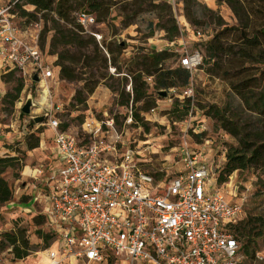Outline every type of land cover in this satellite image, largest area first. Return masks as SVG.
<instances>
[{"label": "built area", "instance_id": "built-area-1", "mask_svg": "<svg viewBox=\"0 0 264 264\" xmlns=\"http://www.w3.org/2000/svg\"><path fill=\"white\" fill-rule=\"evenodd\" d=\"M9 2L0 3V73L14 71L25 88L52 80V65L43 62L38 36L21 34ZM76 22L83 33L100 39L88 31L95 24L91 14L76 15ZM192 35L199 42L207 39L197 30ZM179 64L194 71L201 56L184 52ZM126 91L131 93L130 85ZM169 94L179 103L189 99L191 108L182 121L172 122L183 127L181 142L153 175L141 168L151 147L127 145L112 120H85L76 134L59 132L58 122L48 117L60 160L37 193L46 204L45 217L57 244L48 252L49 264H102L109 257L127 264H241L234 228L244 217L245 193L239 195L238 184L211 185L212 164L188 144L190 134L203 131L192 113L190 85ZM129 109L127 123L132 121ZM228 193L240 200L230 201ZM257 258L263 259L259 254Z\"/></svg>", "mask_w": 264, "mask_h": 264}, {"label": "rangeland", "instance_id": "rangeland-1", "mask_svg": "<svg viewBox=\"0 0 264 264\" xmlns=\"http://www.w3.org/2000/svg\"><path fill=\"white\" fill-rule=\"evenodd\" d=\"M9 1L11 0H0V3L5 4ZM114 1L117 3L110 8L104 22L95 23L90 26L88 31L96 33L100 37L99 40L94 37L93 39L105 58H109L106 51L108 47L113 45L122 47L119 55H114L118 56L120 73H116L112 66H109L105 71L99 67L95 70L99 64L93 62L96 56L92 57L91 47L85 56L82 52L76 51L73 54H68L67 59L74 63L73 66L78 75L77 80L67 82L58 80L57 77L49 82L26 84V89L23 84L18 99L13 105L6 102L2 103V97L8 92H12L15 79L19 76L15 75L13 79L0 77V158L15 157L17 160L13 164V168L5 169L0 175L12 193L10 202L0 206V236L4 232L10 231L14 223L25 230L26 238L31 246V253L21 260H16L18 264H41L45 251L52 244V239L45 242L36 234L39 230L43 234H48L44 222L36 221L37 214H43L46 206L39 198L34 200L35 197H33V195H37L34 192L43 187V178L46 175V165L49 161L48 151H40L38 148L31 152L26 150V142L28 140L33 142L34 140L28 139L29 135L34 132H38L36 134L40 140L44 142L46 147H49L53 130H49L45 125L48 117L59 122L60 126H67L70 131L76 134L80 132L79 126L86 117L93 116L97 121L112 118L114 129L120 134L124 142L131 144V146H141L140 142H146L145 144L151 147L150 150L155 151V153L146 155L145 159L148 158L149 161L143 167L144 172L151 175L162 168V164L165 162V160H161L162 157L165 155L173 156L174 149L181 142L183 127L172 124L170 118V120L166 118L168 119L167 122L169 121L168 124L160 121V118L165 116L166 110L168 111L175 99H172L168 94L166 98L157 102V95L154 90L148 87L147 94L149 97L145 101L142 100L132 105V94L130 95L126 91L128 85L132 89L128 70L132 66L134 67L136 58L142 53L156 52V50L161 49L171 50L178 55L176 60L170 61L172 67L180 65L179 59L184 52L190 53L195 48L202 49L201 46H197L199 41L193 38L192 31L197 30L206 36L207 34L212 35L217 27L209 15L202 17L199 11H197L196 16L200 24L197 26L189 24L184 16L183 0ZM195 1L198 4L197 10L201 11L202 8H207L215 12V16L222 18L225 23L229 25L235 23L231 11L225 4L217 5L215 0ZM25 9L29 12L33 10L30 6H25ZM167 15L179 30L173 47L168 46L164 31L158 27L165 24V20L161 18ZM50 18V15L48 18L40 16L39 23L31 24L26 29L20 28L23 26V20L14 18L13 21L20 29L21 34L31 39L35 35L38 36L44 23L47 28L50 27ZM51 35V31H47L43 35L45 50H47ZM88 35L84 33L83 37L87 38ZM52 58L43 53L45 65H52ZM104 73L108 77L101 79L100 75ZM189 73L190 78L187 86L190 85L192 88V106L196 108L192 110V113L195 123L203 124V131L198 135L190 134L189 136L187 134L189 136L188 144L192 148L206 153V158H208L206 162L212 164L213 170H216L215 176H217L224 164L220 159L221 148L225 149L228 145H234L235 140L218 129L212 119L202 116L203 112L198 108L210 105L223 107L227 102L231 104L232 108H238L239 103L237 99L229 97V92L226 91L221 82H213L209 77H205L199 68L189 71ZM95 81H98V84L92 93L86 94L83 86L85 84L92 85ZM76 92H81L80 98L84 100L82 104H78L74 100ZM127 95L129 96L128 105L120 106L121 102L126 101ZM27 98L31 99L33 106L30 113L26 115L21 112V107ZM147 101L154 102L153 107L157 106L154 116L145 117V113L149 109L141 111ZM128 109L131 110V115L139 113L143 122L148 124L147 131L144 130L140 122H134L133 119L131 123L126 122ZM40 117H44V120L35 123L34 120ZM34 170L35 177H33ZM37 170L40 173H37ZM174 172L173 169L168 171V174L171 175ZM154 177L160 178V175ZM229 181L231 184L227 183L228 187L232 188L238 184L237 192L239 195L245 193V201L242 206L243 221L260 219L264 224V170L234 172ZM245 187L249 189L247 193ZM229 193L227 198L230 201L240 200L239 196L232 198ZM241 243L243 246L244 243ZM240 248L242 249V247ZM0 253V264H4V260L14 261L9 252L3 250ZM257 254L261 255L263 259L259 260ZM243 257L241 264H264V235L249 245L248 255ZM102 264H119V262L109 257Z\"/></svg>", "mask_w": 264, "mask_h": 264}, {"label": "trees", "instance_id": "trees-1", "mask_svg": "<svg viewBox=\"0 0 264 264\" xmlns=\"http://www.w3.org/2000/svg\"><path fill=\"white\" fill-rule=\"evenodd\" d=\"M11 0L9 2L10 14L14 18L23 20L21 29L29 28L31 24L39 23V17L48 18L50 27L44 23L38 34V49L46 56L55 57L52 67L58 68V80L72 82L78 79L74 63L67 59L68 54L76 51L82 52L83 56L91 47L95 67L104 71L112 66L116 73H120L118 67V56L122 47L113 45L107 48L109 58H105L93 37H83L82 28L76 22V15L91 14L95 23H102L108 15L109 10L117 2L114 0ZM217 5L225 4L231 11L235 23L229 25L222 18L216 17L215 12L207 8L197 10L198 4L195 0H183L184 16L189 24L197 26L200 24L196 13L199 11L202 17L209 15L214 21L217 29L212 35H206L207 39L197 42L202 49H193L201 56L199 69L209 78L217 80L226 85L229 97L238 100V108H232L229 102L223 107L216 105L198 108L203 115L214 121L216 127L235 140L234 145H228L223 151V169L216 176V185H222L228 181L234 172L264 170V0H215ZM25 6L33 8L31 12ZM215 17V19H214ZM165 24L158 26L165 33L168 42H173L179 35L176 24L170 17L162 16ZM46 20V19H45ZM44 20V21H45ZM169 24V26H168ZM150 25V24H149ZM42 31V32H41ZM51 31L49 45L44 48L43 35ZM196 30H193V32ZM192 51V52H193ZM178 55L172 51L162 50L159 52H145L135 60L134 67L128 70L132 85V105L146 100L149 95L147 88L150 87L156 93L159 90L168 92L169 89L182 90L188 85L190 73L180 65L172 67L170 61L176 60ZM16 73L10 71L6 74L8 79L14 78ZM106 78V73L100 75ZM151 78L148 85L145 78ZM110 78V77H109ZM98 81L92 85H84L86 94H91ZM23 82L20 78L15 79L12 92L2 97V103L13 105L22 90ZM81 92H76L74 100L78 104L83 103L80 98ZM83 98V97H82ZM129 96L120 106L128 105ZM154 102H145L141 111L153 108ZM190 100L184 99L181 103L175 99L170 110L165 112L171 121L180 122L188 114ZM196 108H193L192 110ZM134 122H140L144 130H148V124L143 122L139 113L132 115ZM169 119V120H170ZM82 124V123H81ZM80 124V125H81ZM67 126H60L57 130L67 132ZM38 133V132H36ZM35 132L26 142V150L31 151L37 147L38 138ZM15 157L0 158V175L7 168H13ZM11 190L7 183L0 177V206L9 203ZM36 221H43L42 216L37 215ZM25 230L18 227L16 223L10 231L0 236V251L8 250L13 260H21L31 253V246L25 235ZM234 233L240 244L239 257L248 255L249 245L264 235V224L260 219L242 220L235 226ZM36 234L45 242L52 239L50 234H43L40 230ZM244 245L242 246V243Z\"/></svg>", "mask_w": 264, "mask_h": 264}, {"label": "crops", "instance_id": "crops-1", "mask_svg": "<svg viewBox=\"0 0 264 264\" xmlns=\"http://www.w3.org/2000/svg\"><path fill=\"white\" fill-rule=\"evenodd\" d=\"M175 41H173V42H168V46H170V47H173V43H174ZM162 50H164V49H161V50H156V52H159V51H162ZM168 51H171V50H168ZM54 57L52 58V62L54 63ZM7 73H5V74H1L0 73V77H2V76H5ZM204 74V73H203ZM52 75H53V78H57V76H58V68H56V67H52ZM204 76L205 77H208L206 74H204ZM147 79H149L148 81H147ZM211 79V78H210ZM145 80V82H147V84L149 85L150 83H151V78L150 77H148V78H145L144 79ZM211 80H213V82H217V80H214V79H211ZM49 81H51V79L50 80H46V82H49ZM38 84H40V83H38ZM223 86H224V88L226 89V91H228V88L226 87V85L225 84H223V83H221ZM25 87V86H24ZM26 89V88H25ZM169 90H171V89H169ZM169 90H168V92H166V91H164V90H159V91H164V92H166V97L168 96V94H169ZM159 91H157L155 94L157 95V102H159V101H161V100H163L164 98H160L159 96H158V92ZM132 94V89H131V93H130V95ZM165 97V98H166ZM172 107V106H171ZM171 107H169L168 108V110L171 108ZM151 110H153V112L151 113ZM157 111V106L156 107H153V108H151V109H149L146 113H145V117H147V116H154V114H155V112ZM166 112H167V110H166ZM165 116L164 117H161L160 119V121H164L166 124H168V122H167V120L168 119H166V118H168L167 117V115L166 114H164ZM132 116V115H131ZM202 116H204V115H202ZM205 117V116H204ZM205 118H207V117H205ZM88 119H92V120H94L95 122L97 121L93 116H89V117H86V119L85 120H88ZM84 120V121H85ZM105 120H112V123H113V119L112 118H108V119H105ZM83 121V122H84ZM98 121H100V120H98ZM82 122V123H83ZM175 122V121H174ZM176 123H179V122H176ZM173 124V123H172ZM46 127H48V129L49 130H51L52 131V129L49 127V126H47V122H46ZM82 125V124H81ZM81 125L79 126L80 127V130H81ZM178 126V125H177ZM114 127V126H113ZM115 130V129H114ZM116 131V130H115ZM67 132H72V131H70V129H68V131ZM73 133V132H72ZM53 135H54V132H52V135L50 136V139H51V141H50V145H49V147H46L45 146V144H44V142L42 141V140H40V138H39V136L38 135H36L37 136V138H38V144H37V147L36 148H38L40 151H48V155H49V161H48V164L46 165V169H47V171H46V174L47 173H49V172H53L54 170H56L59 166H60V160H59V158L57 157V154H56V152H55V150H54V148H53ZM127 143V142H126ZM140 143H142V144H145L146 142H140ZM127 145H129L128 143H127ZM146 145H148V144H146ZM36 148H34V149H32V150H35ZM31 150V151H32ZM30 151V152H31ZM29 153V152H28ZM150 153H155V151L152 149V150H149V153H147V154H150ZM204 154H205V159H208V158H206L207 156H206V153L205 152H203ZM146 154V155H147ZM146 155H145V157H146ZM220 159H221V161H223L224 162V156H223V154L222 153H220ZM145 157H144V162L141 164V168H142V170H143V167L146 165V163H148V158H146L145 159ZM172 159V156L171 155H165V157H162V159L161 160H171ZM205 161H207V160H205ZM144 171V170H143ZM214 172L216 171L215 169L213 170ZM237 172V171H236ZM33 177H35V170H34V176ZM216 176H215V173H214V178L212 179V181H211V185H216ZM231 179V176H230V178L228 179V181ZM228 181L226 182V183H228ZM45 184V176H44V178H43V185ZM225 184V183H224ZM223 185V184H222ZM216 186H221V185H216ZM38 191L39 190H36L35 192H34V194L35 193H38ZM39 194V193H38ZM36 195V194H35ZM33 195V197H35L34 198V200L36 199H40V197L38 196V195ZM41 200V199H40ZM42 201V200H41ZM10 202V201H9ZM43 202V201H42ZM45 206H46V204H45ZM47 208V207H46ZM45 208V210L47 211V209ZM37 215H40V216H42V218H43V222H44V225H45V227H46V229H47V233L48 234H50L51 236H52V233H51V230H50V227L48 226V223H47V220H46V215H45V212H43V214H37ZM56 248H57V244H54V242H53V237H52V244H51V246L47 249V251H45V254H44V258H43V261L41 260V264H49V259H48V252H50V251H55L56 250ZM3 252V251H2ZM5 252H9L8 250H5ZM1 254V253H0ZM3 254V253H2ZM117 262H119V264H127L126 262H123V261H117ZM4 264H18V263H16V260H14V261H6V260H4ZM61 264H81L80 262H77V261H74V260H66V261H64V262H62Z\"/></svg>", "mask_w": 264, "mask_h": 264}, {"label": "water", "instance_id": "water-1", "mask_svg": "<svg viewBox=\"0 0 264 264\" xmlns=\"http://www.w3.org/2000/svg\"><path fill=\"white\" fill-rule=\"evenodd\" d=\"M34 81H37V78H34L33 79ZM158 96L160 97V98H165L166 97V92H164V91H159L158 92ZM33 106V104H32V101H31V99L30 98H27L26 99V101L24 102V104H23V106L21 107V112L23 113V114H29L30 113V109H31V107ZM46 117V116H45ZM44 120V117H40V118H36L35 120H34V122L35 123H40V122H42Z\"/></svg>", "mask_w": 264, "mask_h": 264}, {"label": "bare ground", "instance_id": "bare-ground-1", "mask_svg": "<svg viewBox=\"0 0 264 264\" xmlns=\"http://www.w3.org/2000/svg\"><path fill=\"white\" fill-rule=\"evenodd\" d=\"M44 92H46V91L44 90Z\"/></svg>", "mask_w": 264, "mask_h": 264}]
</instances>
